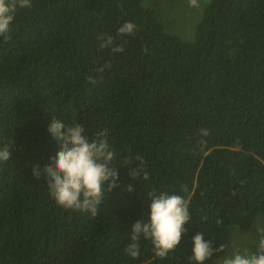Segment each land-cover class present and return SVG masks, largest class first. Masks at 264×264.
Segmentation results:
<instances>
[{"label": "trees", "instance_id": "1", "mask_svg": "<svg viewBox=\"0 0 264 264\" xmlns=\"http://www.w3.org/2000/svg\"><path fill=\"white\" fill-rule=\"evenodd\" d=\"M144 1L32 0L0 37V149L12 153L0 161V264H194L196 233L224 255L219 232L264 211V0H208L190 40L161 20L167 0ZM125 22L134 34L117 37ZM108 35L123 52L100 47ZM53 116L90 139L107 130L118 187L95 216L58 206L32 175L59 150ZM149 192L189 201L166 258L143 237L138 258L124 251Z\"/></svg>", "mask_w": 264, "mask_h": 264}, {"label": "clouds", "instance_id": "2", "mask_svg": "<svg viewBox=\"0 0 264 264\" xmlns=\"http://www.w3.org/2000/svg\"><path fill=\"white\" fill-rule=\"evenodd\" d=\"M189 5L196 6L197 0H189ZM18 7L31 8L32 0H0V37L5 40L10 38L11 25ZM135 30L134 23L125 22L118 28L117 37L132 35ZM99 39L101 48H108L113 53L124 51L123 44H117L116 37L108 35ZM47 131L59 142L60 147L42 167L39 164L33 165V177L46 182L49 195L58 206L97 215L105 195L118 187L119 168L113 164L115 153L110 149L107 130L97 132L90 139L79 123L65 124L53 116ZM201 132L207 135L206 129H202ZM11 157L9 147L0 149V161H7ZM130 169L131 178L147 179L146 173L141 177L138 168L130 166ZM127 190L132 191V186L129 185ZM147 195L150 200L148 220L144 221L141 216L131 225L130 242L124 251L130 257L138 258L139 241L143 237L151 241L156 257L166 258L169 253L175 251L186 232L185 225L190 220L189 201L174 193L149 192ZM191 242L192 255L188 259L194 264H205L214 252H221L225 247L222 245L213 249L211 241L206 240L202 232L196 233ZM255 249V251L245 249L243 253L237 251L231 256L224 257L221 264H264V236L255 244Z\"/></svg>", "mask_w": 264, "mask_h": 264}, {"label": "rangeland", "instance_id": "3", "mask_svg": "<svg viewBox=\"0 0 264 264\" xmlns=\"http://www.w3.org/2000/svg\"><path fill=\"white\" fill-rule=\"evenodd\" d=\"M145 0L142 6L149 4H157L160 8L158 0ZM204 0H197L196 6H190L189 0H173L174 6L167 7L169 1L162 3L160 8L161 20L165 24L167 30L177 34L184 40H190L193 38L196 25L203 15L202 8L204 10L208 0L204 5ZM204 6V7H203ZM200 8L202 11L199 19L193 16V12ZM168 25V27H167ZM264 233V211H258L255 214L252 227L247 231H242L237 225L231 224L224 230L219 232V238L224 241L227 245V252L224 255L215 256L213 255L206 261L205 264H221L222 259L226 256H231L233 253L240 251L244 252L245 249L255 251V244L258 242L259 234Z\"/></svg>", "mask_w": 264, "mask_h": 264}, {"label": "water", "instance_id": "4", "mask_svg": "<svg viewBox=\"0 0 264 264\" xmlns=\"http://www.w3.org/2000/svg\"><path fill=\"white\" fill-rule=\"evenodd\" d=\"M183 187L188 191V189H187V187H186V185H183Z\"/></svg>", "mask_w": 264, "mask_h": 264}]
</instances>
